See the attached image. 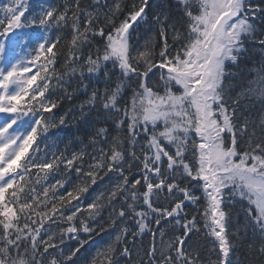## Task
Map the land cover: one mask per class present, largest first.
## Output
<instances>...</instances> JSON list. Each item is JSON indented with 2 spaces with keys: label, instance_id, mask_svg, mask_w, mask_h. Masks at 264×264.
<instances>
[{
  "label": "snow or ice",
  "instance_id": "6c2138e0",
  "mask_svg": "<svg viewBox=\"0 0 264 264\" xmlns=\"http://www.w3.org/2000/svg\"><path fill=\"white\" fill-rule=\"evenodd\" d=\"M0 264H264V0H0Z\"/></svg>",
  "mask_w": 264,
  "mask_h": 264
}]
</instances>
